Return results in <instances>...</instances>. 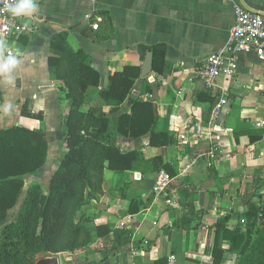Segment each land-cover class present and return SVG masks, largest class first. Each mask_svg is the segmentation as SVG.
<instances>
[{
  "label": "crops",
  "instance_id": "crops-1",
  "mask_svg": "<svg viewBox=\"0 0 264 264\" xmlns=\"http://www.w3.org/2000/svg\"><path fill=\"white\" fill-rule=\"evenodd\" d=\"M37 5L31 15L19 16L31 32L2 41L0 47V61L10 55L19 61L10 74L0 73V129L16 125L53 136L42 168L52 165L55 170L66 150L63 120L69 105L62 83L48 71L47 57L50 41L64 32L67 45L85 54L98 72L97 90L108 86L112 72L138 66L133 93L152 103L155 131L168 136L162 147L149 145L148 136L121 139V149H138L145 159L160 155L166 167L104 169L102 192L82 211L91 215L90 225H108L111 231L106 238H93L85 257L98 264H166L169 255L175 264H238L231 240L216 238L215 224L225 220L220 231L243 230L246 203L264 205V124L256 125L264 120V61L253 52L239 54L234 75L218 76L213 89L203 86L196 71L208 54L225 46L234 7L264 14V0H38ZM97 17L102 21L93 29ZM156 44L164 46L163 62L153 70ZM8 49L12 54H6ZM148 54L151 71L142 77ZM203 89L214 94L212 102L198 99ZM222 90L228 103L218 122L228 132L215 143L196 138L198 126L206 130ZM129 107L125 102L114 116ZM21 110L40 112L42 119L26 117ZM182 134L187 143L181 142ZM160 170L171 179L166 188L155 190ZM31 176H25L24 190L38 183ZM126 217L129 222L119 227ZM262 223L260 216L256 226ZM115 229L129 231V239L115 241Z\"/></svg>",
  "mask_w": 264,
  "mask_h": 264
},
{
  "label": "trees",
  "instance_id": "trees-1",
  "mask_svg": "<svg viewBox=\"0 0 264 264\" xmlns=\"http://www.w3.org/2000/svg\"><path fill=\"white\" fill-rule=\"evenodd\" d=\"M65 38L66 33L62 32L50 41L47 64L51 77L62 83L69 105L63 120L66 150L45 189L33 183L24 190L23 177L36 174L44 166L53 136L16 125L0 129V264H34L39 257L50 255V251L72 252L81 243L89 247L95 237L106 238L110 227L90 225L91 215L82 211L102 192L104 169L148 172L166 167L160 155L145 159L140 150H123L119 145L122 138L143 136H148V144L154 147L168 142L166 134L155 131L152 103L133 93L139 67L125 65L112 72L108 86L97 90L98 72L85 54L67 45ZM163 47H152L153 70L157 69V62H163ZM202 97L214 100V94L204 89L198 94V99ZM125 102L130 104L129 112L114 116ZM104 107H108L107 112ZM21 114L42 119L40 112L21 110ZM246 206L241 214L243 230L236 227L220 231L225 220H219L215 236L231 240L230 251L238 264H264V223L256 226L260 216L264 217V205L247 202ZM14 208L17 211L10 221L2 224ZM64 231L68 236L59 238ZM113 233L115 241L129 239V231L115 229ZM66 264L98 262L83 256L76 263Z\"/></svg>",
  "mask_w": 264,
  "mask_h": 264
},
{
  "label": "built area",
  "instance_id": "built-area-1",
  "mask_svg": "<svg viewBox=\"0 0 264 264\" xmlns=\"http://www.w3.org/2000/svg\"><path fill=\"white\" fill-rule=\"evenodd\" d=\"M16 0H0V40L17 39L22 34L31 32V28L19 17L13 16L5 10L6 6L12 5ZM36 4L38 0H35ZM100 17L92 24L96 29ZM253 52L259 61H264V14L254 8L242 5L234 7L233 21L229 28L228 38L223 48L208 54L196 71L198 79L207 89L216 87V79L220 75L230 77L234 75L237 68V57L241 53ZM6 54H12V50H6ZM227 98L222 90L221 96L213 104L205 131H201L198 126L196 138L204 136L212 143L219 142L222 135L228 132V129L218 122L220 112L227 106ZM264 124V120L256 122V125ZM180 140L187 143L185 135H180ZM170 176L163 170L158 171L154 189L162 190L170 182ZM129 222V217L119 223V227L125 226ZM243 223L244 220L241 219ZM166 264H175L174 255H169Z\"/></svg>",
  "mask_w": 264,
  "mask_h": 264
},
{
  "label": "rangeland",
  "instance_id": "rangeland-1",
  "mask_svg": "<svg viewBox=\"0 0 264 264\" xmlns=\"http://www.w3.org/2000/svg\"><path fill=\"white\" fill-rule=\"evenodd\" d=\"M52 169H53L52 165L47 166L45 168H41L36 174L31 176V179L38 180V183L41 184L43 189H45L47 187L46 186L47 180H48L49 176L51 175V173L53 172ZM28 178L29 177H23L25 186L28 184ZM16 211H17V208H14L12 211H10L8 216L6 217L5 221L2 224L9 222L10 219L12 218L13 214ZM59 236H60L59 238H66L68 235L64 231V232H61L59 234ZM81 240L82 239H79L78 241L81 242ZM89 253H90V247H88V245H84L82 243L79 244L78 247L76 249H74L72 252L61 251V250L48 252V254H50V255L58 256L60 264H66L67 262L76 263L79 258H81L82 256H88Z\"/></svg>",
  "mask_w": 264,
  "mask_h": 264
},
{
  "label": "clouds",
  "instance_id": "clouds-1",
  "mask_svg": "<svg viewBox=\"0 0 264 264\" xmlns=\"http://www.w3.org/2000/svg\"><path fill=\"white\" fill-rule=\"evenodd\" d=\"M38 5L35 0H16L12 5L6 6L5 10L10 12L13 16L19 17L21 15H31L37 10ZM3 42L0 41V47H3ZM19 61L15 56H7L0 61V73H11L18 65ZM7 111V109H5Z\"/></svg>",
  "mask_w": 264,
  "mask_h": 264
},
{
  "label": "water",
  "instance_id": "water-1",
  "mask_svg": "<svg viewBox=\"0 0 264 264\" xmlns=\"http://www.w3.org/2000/svg\"><path fill=\"white\" fill-rule=\"evenodd\" d=\"M151 71V54H148L141 67V76L144 77ZM34 264H60L59 257L55 255H45L39 257Z\"/></svg>",
  "mask_w": 264,
  "mask_h": 264
}]
</instances>
